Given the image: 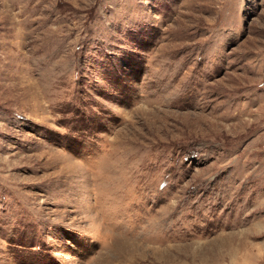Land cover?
I'll list each match as a JSON object with an SVG mask.
<instances>
[{"label":"rangeland","instance_id":"374dc122","mask_svg":"<svg viewBox=\"0 0 264 264\" xmlns=\"http://www.w3.org/2000/svg\"><path fill=\"white\" fill-rule=\"evenodd\" d=\"M0 264H264V0H0Z\"/></svg>","mask_w":264,"mask_h":264}]
</instances>
